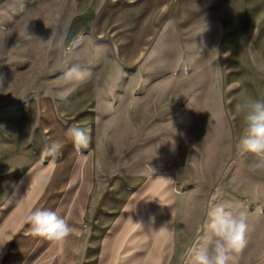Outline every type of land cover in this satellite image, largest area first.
<instances>
[{
    "label": "rangeland",
    "instance_id": "obj_1",
    "mask_svg": "<svg viewBox=\"0 0 264 264\" xmlns=\"http://www.w3.org/2000/svg\"><path fill=\"white\" fill-rule=\"evenodd\" d=\"M73 13V0H0V108L71 88L75 84L62 79L70 66L65 61L91 71L96 102L87 149L97 160L93 191L119 175L143 179L127 202V247L121 253L104 249L105 264H194L195 253L208 246L210 207L221 202L233 215H247L246 244L234 264H264V168L255 167L264 158L241 149L244 132L231 111L238 90L233 79L240 84L235 105L244 95L257 99L262 79L255 71H228L221 23L165 25L143 60L125 66L92 33L75 43L67 39ZM51 36L47 44L38 39ZM230 60L229 68L242 67ZM258 64L264 69V61ZM9 123L15 131L26 128L20 116ZM31 158L16 154L17 169ZM41 179L32 174L33 196L43 189ZM47 241L26 264H43V256L54 254ZM115 256L120 263H113Z\"/></svg>",
    "mask_w": 264,
    "mask_h": 264
},
{
    "label": "crops",
    "instance_id": "obj_2",
    "mask_svg": "<svg viewBox=\"0 0 264 264\" xmlns=\"http://www.w3.org/2000/svg\"><path fill=\"white\" fill-rule=\"evenodd\" d=\"M73 7L67 39L75 43L92 33L107 41L117 61L125 66L143 60L165 25L188 28L211 21L221 23L228 71H255L262 79L255 96L264 99V69L258 64L264 61V0H73ZM181 8L188 9L179 16L176 10ZM230 57V63L242 67L229 68ZM233 80L238 90L232 99V117L244 132L234 103L240 84ZM71 89L63 99L45 97L0 108V242H7L0 248V264L28 263L45 240L34 235L25 220L33 208L56 211L73 228L62 241L48 239V246L57 250L43 256V264H105L104 249L112 247L121 253L127 247V202L143 179L119 175L93 191L97 160L90 148L79 153L75 150L67 129L73 124L88 129L92 125L88 118L95 115L96 90L91 81ZM14 116L26 120L25 130L10 127ZM51 141L62 145L56 157L45 151V143ZM16 154L32 157L19 164L23 170L17 169ZM4 163L7 166L1 167ZM34 172L40 173L39 182L44 185L36 196L32 192ZM131 178L141 179L128 183ZM21 184L28 185L22 192ZM127 188L130 190L124 191ZM120 256H115L119 259L113 263H120Z\"/></svg>",
    "mask_w": 264,
    "mask_h": 264
},
{
    "label": "clouds",
    "instance_id": "obj_3",
    "mask_svg": "<svg viewBox=\"0 0 264 264\" xmlns=\"http://www.w3.org/2000/svg\"><path fill=\"white\" fill-rule=\"evenodd\" d=\"M47 27V26H46ZM41 44H47L52 36L44 41L38 38ZM64 36H60L62 43ZM104 46H97V53L102 54ZM66 67L62 79L66 84H80L92 77L88 67L80 62L65 61ZM72 91L64 88L57 93L63 99ZM237 113L243 114L244 133L239 139V146L243 151L250 152L257 157L264 158V99H255L244 95L235 105ZM91 130L78 125H70L67 135L73 141L75 150L87 149L90 145ZM45 151L48 155L56 157L62 145L57 141L45 143ZM151 167V165H149ZM256 168H264V163H257ZM206 225L209 238L208 246L198 250L194 256V264H234L235 254L239 253L246 244V231L248 229L247 215L240 212L237 215L226 209L224 203H217L210 207ZM25 220L31 226L34 235L46 237L49 240L62 241L68 237L73 228L67 219L56 211L33 208L29 211ZM7 242H0V248Z\"/></svg>",
    "mask_w": 264,
    "mask_h": 264
}]
</instances>
